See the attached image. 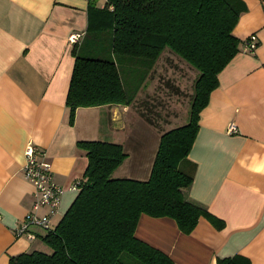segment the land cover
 Here are the masks:
<instances>
[{
  "label": "crops",
  "instance_id": "0c3cea01",
  "mask_svg": "<svg viewBox=\"0 0 264 264\" xmlns=\"http://www.w3.org/2000/svg\"><path fill=\"white\" fill-rule=\"evenodd\" d=\"M105 1L96 0V6ZM240 1L244 10L232 31L239 51L218 73V85L199 112L187 157L193 166L182 164L194 169L187 198L224 225L217 229L201 217L186 234L172 218L141 214L134 230L174 264H217L233 255L264 264V0ZM87 7L88 0H0V264L22 252L50 251L43 231L34 229V239L16 232L33 212L34 187L23 174L27 144L44 152L53 181L63 188L52 227L75 199L79 188L72 186L87 165L78 141L121 145L126 157L112 177H149L161 127L130 128L133 115L142 118L138 95L146 92V83L130 105L78 107L68 124L73 50L86 38ZM73 33L83 34L79 45L69 43ZM249 37L256 43L252 51L245 49ZM230 124L235 132L228 130Z\"/></svg>",
  "mask_w": 264,
  "mask_h": 264
},
{
  "label": "trees",
  "instance_id": "16d2710c",
  "mask_svg": "<svg viewBox=\"0 0 264 264\" xmlns=\"http://www.w3.org/2000/svg\"><path fill=\"white\" fill-rule=\"evenodd\" d=\"M95 2L88 0L86 38L73 50L65 101L68 124L73 125L78 107L130 105L165 52L170 57L175 53L198 73L187 122L162 131L147 180L111 176L126 157L120 144L78 141L87 165L75 199L54 229L42 236L50 251L22 252L8 264H174L164 252L135 237L141 214L172 218L186 234L201 217L217 229L224 225L187 198L184 190L193 181L194 169L184 170L182 164L190 163L199 112L218 85V73L239 51L240 41L232 31L243 3L106 0L99 8ZM140 115L151 123L141 107ZM217 264L250 261L233 255L218 258Z\"/></svg>",
  "mask_w": 264,
  "mask_h": 264
},
{
  "label": "rangeland",
  "instance_id": "374dc122",
  "mask_svg": "<svg viewBox=\"0 0 264 264\" xmlns=\"http://www.w3.org/2000/svg\"><path fill=\"white\" fill-rule=\"evenodd\" d=\"M98 2V5L103 4V0ZM172 54L174 57L162 54L157 64L153 65V70L145 80L148 96L144 97L143 93L138 95L141 100L139 106L152 119L151 123L148 122L150 126L141 117L133 115L130 128L150 129L151 126H160L162 132L187 122L193 84L198 73L178 55Z\"/></svg>",
  "mask_w": 264,
  "mask_h": 264
},
{
  "label": "built area",
  "instance_id": "2783aa9c",
  "mask_svg": "<svg viewBox=\"0 0 264 264\" xmlns=\"http://www.w3.org/2000/svg\"><path fill=\"white\" fill-rule=\"evenodd\" d=\"M83 34L73 33L68 37L71 44L79 45ZM256 47V43L252 38L245 40V49L252 51ZM228 130L235 132L236 128L233 124L229 125ZM25 164L23 167L24 177L29 180L34 187V200L32 204L33 212L28 214L16 227L18 236H26L28 239L36 237L34 229H38L47 233L54 229L51 226V217L57 213L58 206L63 193V188L57 185L52 178V169L49 162L45 159L43 151L37 146L29 143L24 149ZM79 188V182L72 186V189ZM41 207H48L49 213L45 216H38L37 210Z\"/></svg>",
  "mask_w": 264,
  "mask_h": 264
}]
</instances>
